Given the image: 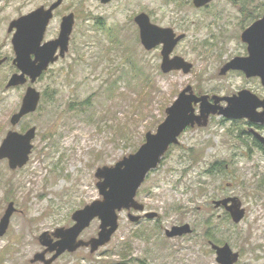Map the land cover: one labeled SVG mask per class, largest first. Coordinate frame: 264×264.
<instances>
[{"label": "rangeland", "instance_id": "1", "mask_svg": "<svg viewBox=\"0 0 264 264\" xmlns=\"http://www.w3.org/2000/svg\"><path fill=\"white\" fill-rule=\"evenodd\" d=\"M50 1L0 0V58L13 57L8 22ZM263 7L264 0H212L203 9L192 0H64L60 11L77 17L69 54L32 84L42 95L39 106L15 126L9 118L28 82L7 88L14 69L0 66V144L9 130L36 127L26 164L10 169L0 160V218L9 202L15 207L0 236V264H43L31 262L45 248L39 235L71 226L74 210L101 199L96 168L134 153L185 86L211 96L241 85L236 74L219 71L237 52L236 34ZM140 12L185 34L172 55L193 64L188 73L160 70V47L145 50L140 43L133 20ZM58 26L55 16L45 37ZM210 117L206 126L186 128L138 189L136 199L157 218L133 223L122 210L105 245L63 253L51 264H219L211 243L241 252L235 264H264V159L236 149V123ZM227 197L244 210L238 222L214 204ZM184 223L190 233L165 235ZM98 226L94 219L80 238L96 236Z\"/></svg>", "mask_w": 264, "mask_h": 264}, {"label": "water", "instance_id": "2", "mask_svg": "<svg viewBox=\"0 0 264 264\" xmlns=\"http://www.w3.org/2000/svg\"><path fill=\"white\" fill-rule=\"evenodd\" d=\"M99 1L107 3L109 0ZM210 1L192 0V3L200 7ZM61 2L62 0H55L49 7L39 6L27 14L20 15L9 24V31L13 27L16 28L12 44L15 51L13 63L18 71L9 76L5 86L7 88L16 87L29 82L18 110L9 118L11 126L17 125L24 116L36 111L40 92L32 84L58 57H63L68 49L74 23L71 13L63 16L57 37L42 43L52 11ZM133 20L138 27L139 40L145 50L161 45L160 70L163 73L174 70L188 73L191 70L193 66L191 62L179 55L171 56L176 44L184 38V33L176 34L171 27L152 23L145 12L136 14ZM242 35L243 39L249 43V55L230 59L220 68L219 74H224L229 69H242L247 75L260 76L264 84V13ZM58 48L59 53L56 54ZM246 93L250 92L241 91L239 94L227 97L228 106L219 110L220 97L218 95H196L191 85L185 86L172 104L165 109L166 116L157 125L155 132H146L144 142L134 153L122 157L113 166L104 165L96 168L95 176L98 179L96 187L101 199L74 210L71 214L73 220L71 226L56 228L52 234L47 231L41 233L39 241L45 248L42 252L35 253L31 262L40 261L43 264H51L64 252H74L80 247H88L90 253L95 252L105 245L117 230L119 212L122 210L127 211V217L133 223H137L142 217L148 219L157 217L156 212L145 211L144 204L136 199L137 190L148 173L157 167L169 146L179 142V135L187 127L206 126L210 115L222 114L228 118L248 116L249 113L243 109L247 102L246 97L244 98ZM252 96L256 97L253 94ZM210 98L213 102L209 101ZM259 104L263 106L264 115V99ZM195 105H198V112H196ZM255 106L253 104L251 108L254 109ZM35 134V126L29 127L24 132L7 131L0 144V160L7 159L10 169L22 167L29 159ZM258 138L264 144V137L258 135ZM214 204L216 207H224L234 222L240 221L244 215V210L240 208V201L236 197L215 200ZM14 211L13 202H9L0 218V236L6 232ZM132 211L137 213H132ZM94 219L99 220L96 236L87 240L80 238L82 231ZM190 232L189 224L184 223L173 225L170 229H165L164 233L171 238ZM211 247L215 250L216 261L219 264H234L237 261L238 253L232 251L227 243L220 246L211 243ZM46 253H50L51 256L46 258Z\"/></svg>", "mask_w": 264, "mask_h": 264}, {"label": "flooded vegetation", "instance_id": "3", "mask_svg": "<svg viewBox=\"0 0 264 264\" xmlns=\"http://www.w3.org/2000/svg\"><path fill=\"white\" fill-rule=\"evenodd\" d=\"M54 1L55 0H51L50 2H47L46 4H41L39 6L49 7ZM110 1L111 0H109L108 2H110ZM209 3H207V4L203 5V6H200V7H196L194 5L193 6L196 9H203V8H207ZM62 5H64V0H62V2L55 9H53L52 17H51V19H50V21L48 23V25H49L51 20L55 16L59 17V26H58V31H57L56 35L52 36L50 38H46L45 37L46 31H47V28H48V25H47L45 33H44V36H43L42 43L47 42L49 40H53V39H55L57 37V35L59 33V30H60V23H61V20H62L63 16H65L67 14H70V13L73 14L74 23H73L72 31H71V34H70V37H69L67 51L65 52L63 57H58V59L55 62L50 64L48 69L50 68L51 65H53L57 61L67 57V55L69 54V50H70L71 44L73 42L72 34H73V31H74L75 21H76V18H77L76 17V12L75 11H71V10H66V9L63 10V11H60ZM263 13H264V7H263L262 14L259 17L257 16L254 19H251L250 22L246 25V27H243L239 31V33L236 34L235 37H236V43H237V52H236V54L233 55L232 58H234V57H246V56L249 55V53H248V45H249V43L243 39L244 37H243L242 34L252 23H254L257 20H259L262 17ZM16 18H13V19H11L8 22V28H9L10 22L12 20L16 19ZM150 20H151V18H150ZM151 22L154 23L152 20H151ZM137 29H138V27H137ZM7 31L9 33H12V36H11V47H12L13 57H11V56H7V57L3 56V57H1L0 60H2V62L0 63V66L8 64V63L9 64L11 63L12 66H13V69H14V71L12 73H14V72L18 71L16 65L13 63V60L15 58V51H14L13 44H12V38H13L14 33L16 32V28L13 27L10 31L9 30H7ZM138 33H139V31H138ZM176 34H178V33L176 32ZM177 44H176V46H177ZM157 47H160V49H161V45H158L155 48H157ZM173 51H174V49H173ZM173 51H172V53H173ZM58 53H59V48L56 51V54H58ZM32 57H34V56L32 55ZM229 60L225 61L221 67H223ZM230 74H236L238 77H240L241 85H239L232 92H229V93L221 92L220 94H218V96L220 97V100L218 102V109L219 110L220 109H224L225 107L228 106V100L226 99L227 97H230V96L235 95V94H239V92H241V91H248L250 93L249 94L246 93V95L244 96V98L246 97L247 102L244 104L243 109L246 110L249 113V115L248 116L239 117V118H228V117H225L222 114H219L218 116L221 117V119H222L221 121H223L224 123L231 122V123H236L237 124L238 127L236 128V131H237L236 139L240 142V145L236 146V149L240 153H242L244 155H247V156H251V157H252L253 154L258 153V155L264 159V144L258 138V135H260L261 137H264L263 106L261 104H259V102H261L264 99V84H263L262 79H261L260 76L247 75L242 69H229L224 74H221V75L227 77ZM25 90H26V88H25ZM40 94H41V92H40ZM252 94L254 96H256V97L254 98L252 96ZM209 101L213 102V99L210 98ZM253 104L256 105L254 109L251 108ZM195 106H197V105H195ZM210 116H212V115H210ZM210 116H209L208 122H209V120L211 118ZM254 118H257V120H254ZM84 248H88V247H84ZM214 252H215V250H214ZM236 252L238 253V258H237V261H238L240 259V257H241V252H239V251H236ZM64 253H72V252H64Z\"/></svg>", "mask_w": 264, "mask_h": 264}, {"label": "trees", "instance_id": "4", "mask_svg": "<svg viewBox=\"0 0 264 264\" xmlns=\"http://www.w3.org/2000/svg\"><path fill=\"white\" fill-rule=\"evenodd\" d=\"M214 165H215V166H218V165H219V163H217V162H216V163H214ZM206 234H207V233H206ZM207 236H209V234H207Z\"/></svg>", "mask_w": 264, "mask_h": 264}]
</instances>
